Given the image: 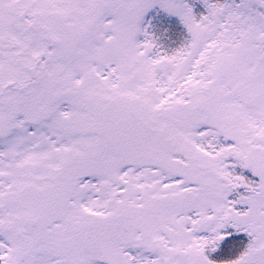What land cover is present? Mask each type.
Returning a JSON list of instances; mask_svg holds the SVG:
<instances>
[{
	"label": "snow or ice",
	"instance_id": "6c2138e0",
	"mask_svg": "<svg viewBox=\"0 0 264 264\" xmlns=\"http://www.w3.org/2000/svg\"><path fill=\"white\" fill-rule=\"evenodd\" d=\"M0 264H264V0H0Z\"/></svg>",
	"mask_w": 264,
	"mask_h": 264
}]
</instances>
